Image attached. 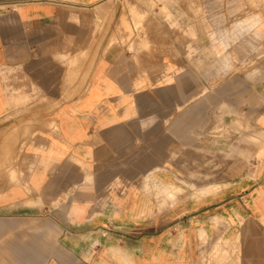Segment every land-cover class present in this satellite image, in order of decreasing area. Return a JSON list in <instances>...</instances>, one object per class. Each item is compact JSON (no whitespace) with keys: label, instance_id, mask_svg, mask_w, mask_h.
Here are the masks:
<instances>
[{"label":"crops","instance_id":"1","mask_svg":"<svg viewBox=\"0 0 264 264\" xmlns=\"http://www.w3.org/2000/svg\"><path fill=\"white\" fill-rule=\"evenodd\" d=\"M255 10L0 0V264H264Z\"/></svg>","mask_w":264,"mask_h":264},{"label":"rangeland","instance_id":"2","mask_svg":"<svg viewBox=\"0 0 264 264\" xmlns=\"http://www.w3.org/2000/svg\"><path fill=\"white\" fill-rule=\"evenodd\" d=\"M263 1L264 0H251V3L253 5V7L257 10L258 6L260 7V5L264 4V3H262ZM263 64H264V54L262 56H260V58L255 60V62L252 63V65H254L255 67H256V65L258 66V65H263Z\"/></svg>","mask_w":264,"mask_h":264}]
</instances>
